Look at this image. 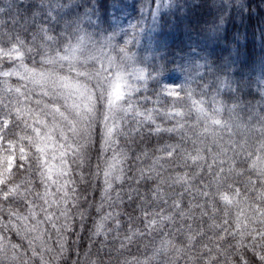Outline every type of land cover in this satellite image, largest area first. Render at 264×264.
<instances>
[{"label": "clouds", "instance_id": "obj_1", "mask_svg": "<svg viewBox=\"0 0 264 264\" xmlns=\"http://www.w3.org/2000/svg\"><path fill=\"white\" fill-rule=\"evenodd\" d=\"M0 264H264V0H0Z\"/></svg>", "mask_w": 264, "mask_h": 264}]
</instances>
